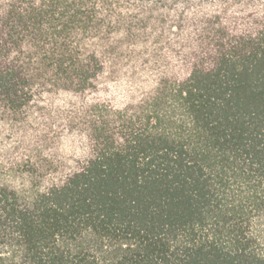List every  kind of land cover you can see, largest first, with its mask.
<instances>
[{
    "label": "trees",
    "instance_id": "obj_1",
    "mask_svg": "<svg viewBox=\"0 0 264 264\" xmlns=\"http://www.w3.org/2000/svg\"><path fill=\"white\" fill-rule=\"evenodd\" d=\"M0 264H264V0H0Z\"/></svg>",
    "mask_w": 264,
    "mask_h": 264
}]
</instances>
